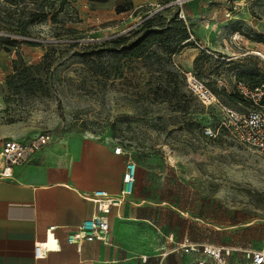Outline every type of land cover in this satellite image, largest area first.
<instances>
[{
    "label": "rangeland",
    "instance_id": "374dc122",
    "mask_svg": "<svg viewBox=\"0 0 264 264\" xmlns=\"http://www.w3.org/2000/svg\"><path fill=\"white\" fill-rule=\"evenodd\" d=\"M154 13H178L189 44L171 54L156 44L141 58L86 54ZM258 35L264 37V0H0V39L12 43L0 41V143L48 133L120 146L137 168L122 238L132 264L201 259L178 251L186 239L231 246V264H244L243 250L264 247V154L219 129L220 109L188 88L187 73L246 112L250 102L229 95L240 71L264 73ZM30 65L40 67L44 91L11 89L15 69Z\"/></svg>",
    "mask_w": 264,
    "mask_h": 264
},
{
    "label": "crops",
    "instance_id": "0c3cea01",
    "mask_svg": "<svg viewBox=\"0 0 264 264\" xmlns=\"http://www.w3.org/2000/svg\"><path fill=\"white\" fill-rule=\"evenodd\" d=\"M255 53L264 58V53ZM14 138L26 140L20 135ZM115 147L94 136L51 139L29 162L14 167L13 178L0 180V264L135 262L122 242L127 225L125 201L104 216L110 225L108 241L69 242V235L97 211L94 191L118 195L122 190L132 160L124 153L116 154ZM139 200L135 194L133 201ZM175 258L184 264L182 258Z\"/></svg>",
    "mask_w": 264,
    "mask_h": 264
},
{
    "label": "built area",
    "instance_id": "2783aa9c",
    "mask_svg": "<svg viewBox=\"0 0 264 264\" xmlns=\"http://www.w3.org/2000/svg\"><path fill=\"white\" fill-rule=\"evenodd\" d=\"M179 1L181 0H177V2ZM180 17L185 18V15L181 13ZM187 85L204 105L218 106L222 113L219 129L224 128L240 143L264 154V84L260 88L251 89L242 82L238 83L239 91L251 101L252 106L246 112H239L221 103L205 82L192 72L187 73ZM205 133L210 136L214 135L210 128L206 129ZM51 139L50 134L44 133L29 141L9 139L0 143V180L13 178L14 167L29 162L36 150L47 145ZM114 151L116 154L123 153L120 146H116ZM136 171V164L133 161L128 162L122 190L118 195H112L105 190L93 192L97 211L84 219L77 231L69 235L70 243L86 239L108 241L110 225L104 216L109 214L113 207L120 206L133 194L137 178ZM177 249L184 253H201L202 258L196 259L190 264H230V257L234 252V248L231 246L199 243L189 239L179 243ZM243 252L246 258L244 264H264V247L245 249Z\"/></svg>",
    "mask_w": 264,
    "mask_h": 264
},
{
    "label": "trees",
    "instance_id": "16d2710c",
    "mask_svg": "<svg viewBox=\"0 0 264 264\" xmlns=\"http://www.w3.org/2000/svg\"><path fill=\"white\" fill-rule=\"evenodd\" d=\"M11 4L17 3L18 0H7ZM53 8V7H52ZM43 15L47 14L43 10ZM191 31L183 19H180L178 13H175L169 19L159 13L144 19L136 30L129 32L126 35H120L112 40L104 41L100 44L91 47L87 55H127L135 58L147 57L149 49L156 44H161L168 48V52L176 53L177 48H182L190 39ZM0 41L10 43L9 38H2ZM258 42H264V37L258 35ZM30 45H39L32 41H25ZM41 70L38 65L23 66L16 68L13 75L8 78V86L17 92H26L35 94L44 91L43 79ZM46 76V74H45ZM242 82L251 89L260 88L264 84V73L259 69L248 68L242 70L238 74L237 83ZM229 98L234 102L249 103L251 101L239 91L237 84L235 93L229 95ZM264 101V98H263ZM220 124V122H219ZM224 130V128H221ZM225 131V130H224Z\"/></svg>",
    "mask_w": 264,
    "mask_h": 264
}]
</instances>
